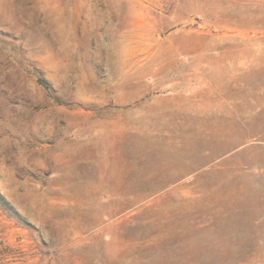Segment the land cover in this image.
<instances>
[{
    "label": "rangeland",
    "instance_id": "rangeland-1",
    "mask_svg": "<svg viewBox=\"0 0 264 264\" xmlns=\"http://www.w3.org/2000/svg\"><path fill=\"white\" fill-rule=\"evenodd\" d=\"M0 264H264V0H0Z\"/></svg>",
    "mask_w": 264,
    "mask_h": 264
}]
</instances>
